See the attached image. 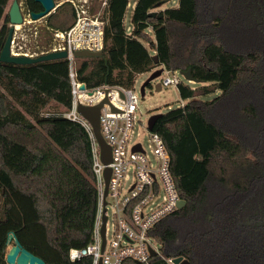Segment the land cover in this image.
Here are the masks:
<instances>
[{
	"label": "trees",
	"instance_id": "trees-1",
	"mask_svg": "<svg viewBox=\"0 0 264 264\" xmlns=\"http://www.w3.org/2000/svg\"><path fill=\"white\" fill-rule=\"evenodd\" d=\"M9 1L0 0V54ZM168 1L137 0L127 30L130 0H108L103 53L78 57L80 80L131 88L138 74L163 66L211 83L180 82L187 103L162 113L152 129L186 204L152 229L160 254L150 264L179 256L189 264H264V0L161 8ZM26 8L42 9L35 0ZM75 18L73 10L61 28ZM214 92L212 100L197 98ZM70 105L65 58L0 61V264H8L10 232L46 264H92L89 256L70 258L91 242L98 207L91 140L62 115Z\"/></svg>",
	"mask_w": 264,
	"mask_h": 264
},
{
	"label": "built area",
	"instance_id": "built-area-1",
	"mask_svg": "<svg viewBox=\"0 0 264 264\" xmlns=\"http://www.w3.org/2000/svg\"><path fill=\"white\" fill-rule=\"evenodd\" d=\"M76 23L67 30L57 31L61 39L50 51L32 53L23 51L14 34L11 40V54L37 57L48 52L66 51L68 76L70 80L71 105L62 111V115L81 124L91 140L92 170L98 191V207L91 242L82 249H72V260L89 256L92 264H122L126 260H135L142 264H150L153 257L150 250L160 254V245L151 235L154 226L166 216L179 208L181 197L175 178L170 168V154L161 136L148 129L155 143L156 161L150 159L148 152L140 143L130 145L133 128L137 121L138 101L140 96L134 86L124 88L117 85H100L89 88L80 80L79 61L75 52L78 50L102 51L104 48V26L107 19L100 20L101 15L87 13L85 5L92 1L73 0ZM108 0H102L103 10H107ZM89 7V6H88ZM87 7V8H88ZM22 9V8H21ZM89 9V8H88ZM28 10V9H27ZM28 10V16L32 19ZM24 15V14H23ZM33 20V19H32ZM106 20V21H105ZM28 21L24 17V22ZM102 22V24H99ZM21 23V24H23ZM14 31L18 24L9 23ZM13 31V33H14ZM19 46V47H17ZM166 78L162 86L177 85L181 79L176 72L166 69ZM82 85L85 86L82 89ZM141 97L143 94L141 93ZM104 100L100 110V133L105 143L111 148V161L104 163L101 158V147L91 123L78 111L80 105L93 106ZM140 145L141 149H135ZM111 169L106 190L105 171ZM129 170L134 171V179H130ZM114 210L112 235L108 238V210ZM103 216H106L105 234L102 235ZM103 242L104 245H103ZM176 257L165 258L167 264H175Z\"/></svg>",
	"mask_w": 264,
	"mask_h": 264
},
{
	"label": "rangeland",
	"instance_id": "rangeland-1",
	"mask_svg": "<svg viewBox=\"0 0 264 264\" xmlns=\"http://www.w3.org/2000/svg\"><path fill=\"white\" fill-rule=\"evenodd\" d=\"M12 1L13 0L9 1L5 14L8 13V9ZM18 1L20 2L24 17L28 21H25V23L23 24H19L21 27L14 31L13 34L16 38V41L20 44V46L23 47V51L26 50L32 53H41L42 51H50L51 48H53L55 45H58L61 39L57 37V31L63 30L61 27H63L67 23L66 21H68L69 18H72V12L73 10H75L73 3L70 2L72 0H55L57 8L54 9V11L51 13L53 14V17H49L48 15L38 20H32L28 16L26 0ZM73 1L77 3L81 0ZM89 1H92L91 4H88L89 7L87 5L84 6L86 8L87 13H89L91 17H93V13L101 15L99 17L100 20L107 19L108 13L107 10L106 12L103 10L102 0ZM136 1L137 0H130L129 6L127 8V12L125 15V26L127 30H131V18ZM178 4L179 0H171L164 4L161 8L177 7ZM50 21L52 22L51 25ZM76 21L77 16L72 26L76 23ZM99 24H102V22H100ZM148 33L152 37L154 36L151 30H149ZM159 69H162V73L150 81L151 87L147 86L145 88V93L143 97H141V88L143 84L149 79V77L154 71ZM165 71V67L157 66L152 70L138 74L134 82V89L136 93L140 96V100L138 101V111L136 112L137 121L133 128V134L131 135L130 145L132 143H140L148 152L150 159L153 161H156V145L152 141L151 134L148 129L149 118L155 113L162 114L178 107H181L182 105H185L188 101L183 100L181 98L177 85L162 86L161 90L156 89V86L158 84H161L162 79L166 78L167 74ZM176 74L184 84L192 88H200L204 85L211 84L207 82L189 81L184 77V75L181 74L180 71L176 72ZM217 94H219V92L201 94L198 95L197 98L202 100H212L214 97L217 96ZM53 106H55V104ZM59 109L64 110L63 107H59ZM129 177L130 179L126 182V186L134 179L133 170H129ZM108 214V238L110 239L112 235V224L114 222V210L112 208H109ZM5 246V251L7 252L10 247L7 245V240L5 242Z\"/></svg>",
	"mask_w": 264,
	"mask_h": 264
},
{
	"label": "water",
	"instance_id": "water-1",
	"mask_svg": "<svg viewBox=\"0 0 264 264\" xmlns=\"http://www.w3.org/2000/svg\"><path fill=\"white\" fill-rule=\"evenodd\" d=\"M38 2L42 9L38 12H31L30 15L33 20H38L43 17H46L50 15L54 9L57 8V4L55 0H35ZM8 15L9 20L11 24H21L24 22V15L21 9L20 2L18 0H13L9 9H8ZM14 27L11 26L7 39L5 41L4 47L0 54V61L6 62V63H33V62H39V61H47V60H54V59H61L65 58L67 56L66 51H57V52H48L45 54H41L37 57H29L25 55H12L11 54V40L13 35ZM102 51H90V50H78L75 52V55L77 57H85V56H100L102 55ZM154 59L156 62H158L157 55H154ZM162 73V69L154 71L149 79L145 82H150L152 79L156 78ZM181 74L184 75V77L189 81H195L191 74V69L187 71H181ZM145 83L143 84L141 88V92L144 95L145 93ZM85 86L82 85V89H84ZM161 84H158L156 86L157 90H161ZM107 100H104L103 102L93 105V106H83L80 105L78 108V111L91 123L93 126L94 132L96 134L97 140L101 147V158L104 163H109L111 161V148L108 146L101 133H100V110ZM161 114H153L148 120L149 129L152 130L155 124L156 119ZM135 149L140 150V145L135 146ZM111 174V169L107 168L105 171V178H106V190L105 195H107L108 192V182L109 177ZM186 202L185 200H181L179 203V208H183L185 206ZM105 222H106V216H103V225H102V235L104 237L105 234ZM105 242H103L104 245ZM7 245L10 246L8 251L6 252L5 258L6 262L8 264H46L45 260L41 258L40 256L34 254L30 250H28L26 247L23 246L15 232H10L8 234L7 238ZM151 255L155 256L156 251L151 249L150 250ZM175 264H189L188 260L183 258L182 256L176 257L174 260Z\"/></svg>",
	"mask_w": 264,
	"mask_h": 264
},
{
	"label": "bare ground",
	"instance_id": "bare-ground-1",
	"mask_svg": "<svg viewBox=\"0 0 264 264\" xmlns=\"http://www.w3.org/2000/svg\"><path fill=\"white\" fill-rule=\"evenodd\" d=\"M21 26L18 24V28H20Z\"/></svg>",
	"mask_w": 264,
	"mask_h": 264
},
{
	"label": "flooded vegetation",
	"instance_id": "flooded-vegetation-1",
	"mask_svg": "<svg viewBox=\"0 0 264 264\" xmlns=\"http://www.w3.org/2000/svg\"><path fill=\"white\" fill-rule=\"evenodd\" d=\"M11 5V4H10ZM10 7V6H9Z\"/></svg>",
	"mask_w": 264,
	"mask_h": 264
}]
</instances>
